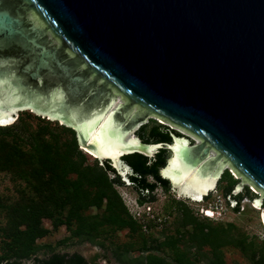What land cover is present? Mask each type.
Returning a JSON list of instances; mask_svg holds the SVG:
<instances>
[{
	"label": "water",
	"instance_id": "water-1",
	"mask_svg": "<svg viewBox=\"0 0 264 264\" xmlns=\"http://www.w3.org/2000/svg\"><path fill=\"white\" fill-rule=\"evenodd\" d=\"M31 1L38 25L0 0L1 90H16L17 108L69 124L79 143L96 151L80 126L109 109L115 87L128 98L114 109L122 134L156 114L201 138L138 137L119 165L128 166L126 153L151 156L166 147L160 172L172 182L163 169L179 142L187 165L206 172L229 162L264 191V0ZM44 22L61 44L44 37ZM135 104L144 111L129 114Z\"/></svg>",
	"mask_w": 264,
	"mask_h": 264
},
{
	"label": "trees",
	"instance_id": "trees-1",
	"mask_svg": "<svg viewBox=\"0 0 264 264\" xmlns=\"http://www.w3.org/2000/svg\"><path fill=\"white\" fill-rule=\"evenodd\" d=\"M21 120L0 125V168L22 166L15 170L35 182L36 193L8 206L6 224L0 227V235L4 237L6 248V252L0 254V264H27L23 260L37 254L40 247L36 245V239L47 232L42 224L44 217L51 218L55 226L61 223L73 224L70 229L71 237L100 245L103 244L99 239L102 227L110 225L114 229H136L137 221L129 214L116 188V185H123L125 181L110 159H104L101 164L98 160L87 162L85 153L79 148L77 134L71 127L63 128L69 134L66 140L61 141L56 137L45 139L44 133L32 130L29 124L25 125ZM174 133L180 136L176 130L160 123L150 127L144 123L139 129L141 139L147 143L171 142ZM24 144L29 149H24ZM170 153L168 148L161 147L151 156L139 151L122 156L125 164L132 169L128 178L130 184L141 194V203L154 200L152 192L158 185L167 190L171 187L169 179L160 172ZM109 173L114 176L111 177ZM219 178L221 183L225 182L222 185V195L227 200L230 197L235 199L237 205L234 208L239 210L242 194L233 195L231 192L237 179L233 178L228 169ZM208 195L209 193L204 196ZM90 206H104V211L86 216L84 210ZM182 208L179 224L187 227L182 236L187 235L191 247L202 249L208 244L218 257L217 251L224 243L241 246L245 253L248 249L252 251L257 247V250L252 251L248 264H264V241L257 246L255 239L248 241L246 236L238 238L231 234L232 224L230 227L208 226L186 205ZM65 210L66 216L59 217L58 214ZM175 240V236L160 242L157 238H152L149 245L146 242L143 244L140 249L142 253L134 257H127L129 249L126 246L122 250L121 246H117L113 254L118 261L126 264H194L189 258H170L164 253L163 247L174 246ZM64 242L65 240H60L59 244ZM44 248H47L48 255L36 256V264H101L104 258L100 252L86 256L77 251L61 252L50 245ZM209 263L225 264L221 258H211Z\"/></svg>",
	"mask_w": 264,
	"mask_h": 264
},
{
	"label": "rangeland",
	"instance_id": "rangeland-1",
	"mask_svg": "<svg viewBox=\"0 0 264 264\" xmlns=\"http://www.w3.org/2000/svg\"><path fill=\"white\" fill-rule=\"evenodd\" d=\"M49 36L51 37V34H49ZM54 41H57V39H54ZM113 93L116 96L110 108L116 109L127 102V96L117 88L114 87ZM141 111H144V108H142L140 104H135L129 109V114L140 113ZM20 119H22L21 121L25 125L29 124L32 130L44 133L45 139L56 137L61 141L66 140L69 134L66 133L63 128L71 127L63 121L46 115V113L30 108L18 110L14 115V120L10 123L19 121ZM158 123L166 125L172 130H176L180 133V136L188 139L189 143L200 140L187 130L165 121L156 114H152L145 122L148 127ZM139 129L140 126L136 127L133 131L128 133L126 137L136 135L141 138ZM23 147L24 149H29L27 144H24ZM79 148L85 153L87 162L92 163L98 160L99 164H101L104 160L101 157L97 158V156L86 150L80 143ZM118 163L120 164L121 162L118 161ZM113 164L117 165L116 167L121 174V179L125 181V184L116 185V188L129 214L137 221L136 229H130L129 227L114 229V227L110 225L102 227L100 230L101 238L99 239L103 244L100 245L90 241H80L75 237H71L70 229L73 224L61 223L55 226L51 218L44 217L42 219V224L47 229V232L42 237L36 239V245L40 248L36 255L24 259L23 263L36 264L35 257L47 256V248H44V246L50 245L56 247V249L61 252L77 251L86 256L92 255L95 252H100L104 257L103 260H101V264H126L118 261L114 256L113 250L117 246H121L120 250L124 249L126 246L129 249L127 257H134L142 253L140 249L145 242L149 245L152 238H157L160 242L164 239L167 240L170 236H175L176 238L174 246L163 247L164 253L170 258H189L194 261V264H210L209 260L211 258L216 260L221 258L225 264L249 263L250 255L252 251L258 249L257 247L253 248L252 251L248 249V252L245 253L242 251L241 246H237L233 243H224L217 251L219 257L214 255L212 247L208 244H205V247L202 249H198L196 246L191 247L187 235L182 236V233H184L183 231H185L187 227H183L179 224L182 207H184V205H186L202 223L208 224V226L222 225L230 227V224H232L231 234L235 235V237L240 238L246 236L248 241L255 239L257 246L264 241V224L261 215L262 208H264V191L258 188L255 183L248 180L245 176L238 173L229 162L222 163L220 161L206 171L215 174L218 172V165H220V177L223 172L228 169L233 178L237 179V183L231 192L233 195L242 194L239 210H235L234 207L237 204L233 201L232 197H230V200H227L226 197L222 195V185H224L225 182L221 183L219 181L220 178H218L216 186L208 192L209 195L207 197L203 195L199 201L183 194L181 189L183 186H193V181L190 178H185L180 184H175L172 181L171 187L168 190L158 185L152 192L154 200L141 203L139 200L141 194L130 184L127 175V172H131L130 168L123 164L121 166L115 162H113ZM121 167H123L125 171L121 170ZM17 168L20 169L22 166H17ZM17 168H0V227L6 224L7 208L9 205L24 197L34 196L36 193L35 182L29 177L18 174L17 170H15ZM109 175L111 177L114 176L112 173H109ZM150 180L153 181V178L150 177ZM258 198L261 199L262 205L256 208L254 201ZM205 208H211L214 214L211 217H206L204 213ZM103 211L104 206L101 208L90 206L88 209L84 210V214L86 216L94 215ZM58 215L59 217H65L66 210ZM148 223L151 224L147 225ZM188 227H190V225ZM60 240H65V242L59 244ZM4 245V237L0 235V254L6 252Z\"/></svg>",
	"mask_w": 264,
	"mask_h": 264
},
{
	"label": "bare ground",
	"instance_id": "bare-ground-1",
	"mask_svg": "<svg viewBox=\"0 0 264 264\" xmlns=\"http://www.w3.org/2000/svg\"><path fill=\"white\" fill-rule=\"evenodd\" d=\"M0 80V124H9L14 120L15 113L20 110L15 106L18 101V93L15 89L3 93L1 90ZM60 94L57 93L55 97L59 98ZM112 103V102H111ZM110 106V104H109ZM108 106V107H109ZM26 107H22V109ZM115 110L111 107L100 115H94L80 126V130L85 134L88 141L95 143L96 151L84 148L92 152L97 157H112L115 163L118 164L120 155L130 147H137L132 145H138L139 138L136 135L127 136L122 134L114 123ZM51 116V115H50ZM54 117V116H51ZM183 143L188 144L189 140L184 138ZM182 144L174 145L176 154L170 159L169 165L163 169V174L170 177L175 184H180L185 178H190L193 181V186H183L182 192L188 197H192L194 200H201L202 196L207 194L217 184V180L220 177L221 166L215 174L211 172H203L201 167H191L184 163L181 157L178 155L179 147ZM155 146L150 147V151L153 152ZM125 171V169H121ZM178 172V173H177ZM212 178V179H211ZM256 208L261 207L262 201L260 198L254 201ZM214 211L211 208H205V215L212 216ZM264 208H262V221L264 224L263 216Z\"/></svg>",
	"mask_w": 264,
	"mask_h": 264
},
{
	"label": "flooded vegetation",
	"instance_id": "flooded-vegetation-1",
	"mask_svg": "<svg viewBox=\"0 0 264 264\" xmlns=\"http://www.w3.org/2000/svg\"><path fill=\"white\" fill-rule=\"evenodd\" d=\"M2 2L5 3V5H8L13 11L22 13L29 19H33L37 25L40 22V19H39L41 17L40 12L31 0H2ZM46 26L47 24L45 22L40 23L39 25V27L45 28L46 34L44 37L46 39L47 38L48 39L51 38L53 40L57 39L58 45L61 44L62 39L55 36L56 34L51 29L47 28ZM49 34H51V37L49 36ZM48 45H52V44L48 43ZM66 51L71 52L72 55H75V53L72 52L69 46H66ZM199 139L201 138L199 137Z\"/></svg>",
	"mask_w": 264,
	"mask_h": 264
},
{
	"label": "built area",
	"instance_id": "built-area-1",
	"mask_svg": "<svg viewBox=\"0 0 264 264\" xmlns=\"http://www.w3.org/2000/svg\"><path fill=\"white\" fill-rule=\"evenodd\" d=\"M229 198V197H228ZM233 199V198H232ZM233 201H235V199H233ZM236 202V201H235Z\"/></svg>",
	"mask_w": 264,
	"mask_h": 264
}]
</instances>
